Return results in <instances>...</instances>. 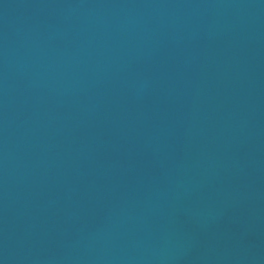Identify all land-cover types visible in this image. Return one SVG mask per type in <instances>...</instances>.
Instances as JSON below:
<instances>
[{
  "label": "water",
  "instance_id": "1",
  "mask_svg": "<svg viewBox=\"0 0 264 264\" xmlns=\"http://www.w3.org/2000/svg\"><path fill=\"white\" fill-rule=\"evenodd\" d=\"M0 264H264V0H0Z\"/></svg>",
  "mask_w": 264,
  "mask_h": 264
}]
</instances>
